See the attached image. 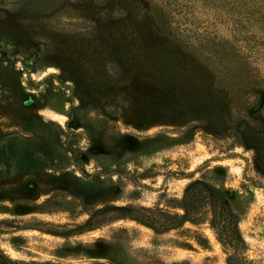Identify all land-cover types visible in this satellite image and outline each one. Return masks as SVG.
I'll return each mask as SVG.
<instances>
[{
  "label": "rangeland",
  "instance_id": "1",
  "mask_svg": "<svg viewBox=\"0 0 264 264\" xmlns=\"http://www.w3.org/2000/svg\"><path fill=\"white\" fill-rule=\"evenodd\" d=\"M196 182L238 251L183 209ZM0 249L264 264V0H0Z\"/></svg>",
  "mask_w": 264,
  "mask_h": 264
},
{
  "label": "trees",
  "instance_id": "2",
  "mask_svg": "<svg viewBox=\"0 0 264 264\" xmlns=\"http://www.w3.org/2000/svg\"><path fill=\"white\" fill-rule=\"evenodd\" d=\"M203 201L209 208L210 223L219 240L233 250L238 251L244 240L239 231V217L232 209L226 192L201 182L193 183L183 197V209L191 215L196 203ZM195 220V219H194ZM238 256V253H234ZM0 264H36L14 259L0 249Z\"/></svg>",
  "mask_w": 264,
  "mask_h": 264
}]
</instances>
